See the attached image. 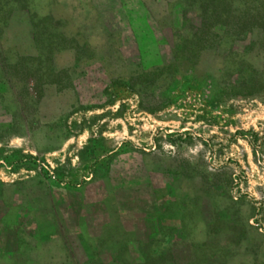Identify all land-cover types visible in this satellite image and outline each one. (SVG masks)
<instances>
[{
	"label": "rangeland",
	"instance_id": "1",
	"mask_svg": "<svg viewBox=\"0 0 264 264\" xmlns=\"http://www.w3.org/2000/svg\"><path fill=\"white\" fill-rule=\"evenodd\" d=\"M196 1L0 0V264H264V91L225 38L154 69Z\"/></svg>",
	"mask_w": 264,
	"mask_h": 264
},
{
	"label": "trees",
	"instance_id": "2",
	"mask_svg": "<svg viewBox=\"0 0 264 264\" xmlns=\"http://www.w3.org/2000/svg\"><path fill=\"white\" fill-rule=\"evenodd\" d=\"M192 5L196 6L198 15L195 17L199 20H193L194 16L192 15L190 18L185 16L180 24L175 25L176 43L173 48H167V56L154 69L158 71L160 67L166 69L173 67L176 63V53L183 54L185 61L191 63L201 52L221 48L222 40L225 38L227 39L225 48L228 54L245 63L243 64L245 66L241 65L236 69L239 79L243 81L242 83H248L245 94L250 96L264 91V0H235L231 5H228L224 0H197ZM230 9L233 10L230 12ZM4 14L5 19H7L9 14L7 12ZM5 23L6 21H2V24ZM58 37H63V35L59 34ZM134 40H129L127 46L131 49L130 52L138 54L137 58L140 60V51L145 50V46L140 45L138 40ZM54 47L57 45L49 44L48 47L36 53L39 60L42 59L48 65L52 63L55 55ZM65 49L74 50L71 45L57 47L59 51H65ZM255 61L257 62L256 66L250 63ZM76 62H80V59L78 58ZM128 64L138 67L140 62L129 61ZM142 77L144 78L143 73L135 80L131 79L127 83V91L139 97L140 106L144 110L148 112L160 110L165 103L161 107L160 105H143V93L149 95L151 99H155L156 91L152 83H148V86L142 89L141 86L145 82ZM41 79L39 83L34 85V89L43 94L45 87ZM140 79L143 82H138ZM61 88L64 89L66 86Z\"/></svg>",
	"mask_w": 264,
	"mask_h": 264
}]
</instances>
